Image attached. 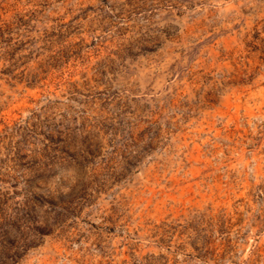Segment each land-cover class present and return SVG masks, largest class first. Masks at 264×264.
<instances>
[{
	"label": "rangeland",
	"instance_id": "374dc122",
	"mask_svg": "<svg viewBox=\"0 0 264 264\" xmlns=\"http://www.w3.org/2000/svg\"><path fill=\"white\" fill-rule=\"evenodd\" d=\"M0 264H264V0H0Z\"/></svg>",
	"mask_w": 264,
	"mask_h": 264
},
{
	"label": "trees",
	"instance_id": "16d2710c",
	"mask_svg": "<svg viewBox=\"0 0 264 264\" xmlns=\"http://www.w3.org/2000/svg\"><path fill=\"white\" fill-rule=\"evenodd\" d=\"M0 36H1V29H0Z\"/></svg>",
	"mask_w": 264,
	"mask_h": 264
}]
</instances>
